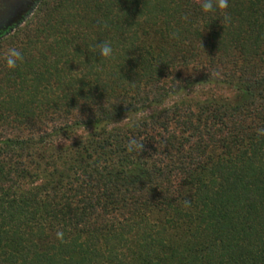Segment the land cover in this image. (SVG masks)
<instances>
[{"label":"trees","instance_id":"16d2710c","mask_svg":"<svg viewBox=\"0 0 264 264\" xmlns=\"http://www.w3.org/2000/svg\"><path fill=\"white\" fill-rule=\"evenodd\" d=\"M201 4L42 0L0 41V264H264V0Z\"/></svg>","mask_w":264,"mask_h":264},{"label":"clouds","instance_id":"9594fccd","mask_svg":"<svg viewBox=\"0 0 264 264\" xmlns=\"http://www.w3.org/2000/svg\"><path fill=\"white\" fill-rule=\"evenodd\" d=\"M38 3L39 0H36ZM229 7V0H202L201 10L203 13H220L221 10H225L222 16V22L228 23L230 22V16L227 15L226 10ZM99 23V22H98ZM103 27H107V25H102ZM7 33L4 30H0V39H3ZM171 38H178L177 33L173 32L171 34ZM202 47V45H201ZM113 47L110 42H102L99 45H95V54H99L102 58H111L113 56ZM4 63L8 70L14 71L17 69L18 65L23 63L24 55L23 53L16 47H9L4 54ZM184 92V91H183ZM185 93V92H184ZM257 135L259 137H264V127L258 128ZM143 144L137 141L136 139H130L126 145V150L129 153L132 152H141L143 149ZM184 207L190 208L192 201L184 198L182 201ZM63 233L58 232L57 238L62 239Z\"/></svg>","mask_w":264,"mask_h":264},{"label":"rangeland","instance_id":"374dc122","mask_svg":"<svg viewBox=\"0 0 264 264\" xmlns=\"http://www.w3.org/2000/svg\"><path fill=\"white\" fill-rule=\"evenodd\" d=\"M41 1L37 3L36 0H0V30H4L7 35L12 34L31 18Z\"/></svg>","mask_w":264,"mask_h":264},{"label":"flooded vegetation","instance_id":"af4514ba","mask_svg":"<svg viewBox=\"0 0 264 264\" xmlns=\"http://www.w3.org/2000/svg\"><path fill=\"white\" fill-rule=\"evenodd\" d=\"M10 17H12V15H11V16H9V18H10ZM1 26H2V25H0V27H1Z\"/></svg>","mask_w":264,"mask_h":264}]
</instances>
